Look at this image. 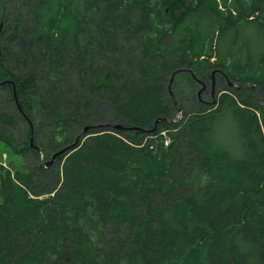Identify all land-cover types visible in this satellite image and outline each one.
<instances>
[{
  "label": "trees",
  "instance_id": "trees-1",
  "mask_svg": "<svg viewBox=\"0 0 264 264\" xmlns=\"http://www.w3.org/2000/svg\"><path fill=\"white\" fill-rule=\"evenodd\" d=\"M0 143V264H264V0H0Z\"/></svg>",
  "mask_w": 264,
  "mask_h": 264
},
{
  "label": "rangeland",
  "instance_id": "rangeland-1",
  "mask_svg": "<svg viewBox=\"0 0 264 264\" xmlns=\"http://www.w3.org/2000/svg\"><path fill=\"white\" fill-rule=\"evenodd\" d=\"M215 77L217 78V75H215ZM215 77H212L208 81H205L206 82V83H204V84H206L205 88L207 86V88L209 89V82H210V84H212V82H213V84L216 85V78ZM199 86L201 88V84L200 83H199ZM215 93L216 92L214 90L212 98H214ZM210 94H211V91H210ZM205 99H206V101H211L209 96H207ZM179 113H180V115L178 114V116L180 118L182 114H181V112H179ZM8 132H10L13 135L14 139L16 140V144L22 145L24 143V141H25L24 140L25 139L24 138L25 137V126H22L17 133L14 130H9ZM165 134H167L166 130H165ZM218 135H219L220 139L222 138V142H223V144L225 146L232 147L233 152L236 151V146H235L236 145V140L233 139V133L228 128V124H227L226 119L221 121V123H220V132L218 133ZM2 146L3 145L0 143V150L2 149L3 151H5ZM0 153H1V151H0ZM42 157H43V155H41V158ZM9 159H11V161L13 162L14 165L15 164H17V165L21 164L20 159H19V157L16 154H12V155L9 154L7 156L1 155L0 162L2 163V165H5V162H7V160H9Z\"/></svg>",
  "mask_w": 264,
  "mask_h": 264
},
{
  "label": "water",
  "instance_id": "water-1",
  "mask_svg": "<svg viewBox=\"0 0 264 264\" xmlns=\"http://www.w3.org/2000/svg\"><path fill=\"white\" fill-rule=\"evenodd\" d=\"M201 84V88L198 90V94L201 93L202 90L205 89V84L203 82H199ZM230 85V83H228ZM235 85V84H233ZM14 87V86H13ZM242 87V86H241ZM213 92H214V84L212 82L211 84V96L213 95ZM210 104H214L215 103V99L213 98V100H211L210 102H208ZM113 129L115 130H130L131 128L129 127H124L123 125L121 124H115L112 126ZM87 127L84 128V131L86 132L87 131ZM29 141H30V145H33L32 143V130L30 132V138H29ZM78 143V140H76L75 142H73L72 144L62 148L61 150L57 151L56 153H54L52 156H51V159L48 160V161H45V165L48 166L49 164H53L55 162V159L60 156V155H64L66 154L67 152H69L71 149H74V147L77 145Z\"/></svg>",
  "mask_w": 264,
  "mask_h": 264
},
{
  "label": "built area",
  "instance_id": "built-area-1",
  "mask_svg": "<svg viewBox=\"0 0 264 264\" xmlns=\"http://www.w3.org/2000/svg\"><path fill=\"white\" fill-rule=\"evenodd\" d=\"M161 135H163V136L165 137V131H162V132H161ZM167 143H168V139L165 138V140H164V144L166 145Z\"/></svg>",
  "mask_w": 264,
  "mask_h": 264
},
{
  "label": "flooded vegetation",
  "instance_id": "flooded-vegetation-1",
  "mask_svg": "<svg viewBox=\"0 0 264 264\" xmlns=\"http://www.w3.org/2000/svg\"><path fill=\"white\" fill-rule=\"evenodd\" d=\"M206 85V84H205ZM206 88H207V86H206ZM206 88H205V90H206Z\"/></svg>",
  "mask_w": 264,
  "mask_h": 264
}]
</instances>
